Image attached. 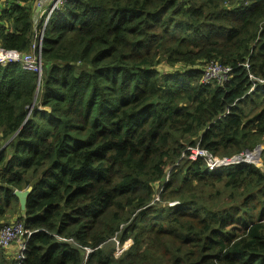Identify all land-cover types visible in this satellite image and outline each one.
Instances as JSON below:
<instances>
[{"label": "trees", "instance_id": "1", "mask_svg": "<svg viewBox=\"0 0 264 264\" xmlns=\"http://www.w3.org/2000/svg\"><path fill=\"white\" fill-rule=\"evenodd\" d=\"M37 1L5 0L1 50L36 54ZM209 62L229 81L202 84ZM41 67L0 66V228L31 232L19 264H264V148L216 171L184 156L264 144V0H68Z\"/></svg>", "mask_w": 264, "mask_h": 264}, {"label": "built area", "instance_id": "2", "mask_svg": "<svg viewBox=\"0 0 264 264\" xmlns=\"http://www.w3.org/2000/svg\"><path fill=\"white\" fill-rule=\"evenodd\" d=\"M68 0H38L35 7L39 10L44 6V11H42L41 17L45 14V18L43 21L42 29L40 30V34L36 43L32 46V50L36 52V54L29 53L22 55L15 51H5L0 49V66L5 67L6 65L17 63L21 65L25 70L36 73L38 76L42 74L41 67V48H42V38L43 31L47 26L50 16L57 10H59ZM242 66L246 69L249 68L248 63L242 64ZM232 73V69L229 66H223L217 62H209L202 70L201 74V83L204 85L209 84H218L222 85L229 81ZM251 80L258 82L259 84H263L264 80H260L254 78L253 76H249ZM184 156L187 157L189 161L195 162L201 160L205 163L206 167L210 171H216L222 167H227L230 165H236L244 162L242 159L243 154L241 156H233V157H224L222 159L216 158L212 156L206 150L201 148H191L187 147ZM249 157V156H248ZM250 158V157H249ZM178 205L177 203L170 204V207ZM31 236V232H29L23 225V223L19 220H15L13 222L3 224L0 228V248L6 249L8 248L11 242H15L13 245L18 247L17 254L15 255V262L19 264L21 260L24 259V252L26 250V243ZM131 244L127 242L121 249H117L115 253V257H118L124 250H126ZM92 253L91 250H85L84 258L82 264H87L88 257Z\"/></svg>", "mask_w": 264, "mask_h": 264}, {"label": "water", "instance_id": "3", "mask_svg": "<svg viewBox=\"0 0 264 264\" xmlns=\"http://www.w3.org/2000/svg\"><path fill=\"white\" fill-rule=\"evenodd\" d=\"M32 107H33V105L29 107V111H31ZM43 110L46 111V112H49L50 111L48 108H45ZM263 148H264V144H262L259 148H257L255 150L256 151L255 152L256 153L255 156H253V154H252V156L254 157V160L248 157L249 154L253 153L254 151L251 152V153L250 152H247L246 153L247 156L243 159L244 162H246V163H254V162L255 163H258L259 162V156H260V153H261V151H262ZM31 191H32V188L29 187L26 190H23V191H15L14 192V195L18 198L21 211H24L25 210L26 199H27L28 195L31 193Z\"/></svg>", "mask_w": 264, "mask_h": 264}, {"label": "crops", "instance_id": "4", "mask_svg": "<svg viewBox=\"0 0 264 264\" xmlns=\"http://www.w3.org/2000/svg\"><path fill=\"white\" fill-rule=\"evenodd\" d=\"M5 0H0V7H4L5 6ZM44 6L39 10L37 9V7L34 8V15H35V19L36 22H38V20L40 19L41 15H42V11H44ZM6 250V256L9 258V259H13L15 258V255L17 254V251H18V247L16 245H11L9 246L8 248L4 249Z\"/></svg>", "mask_w": 264, "mask_h": 264}, {"label": "rangeland", "instance_id": "5", "mask_svg": "<svg viewBox=\"0 0 264 264\" xmlns=\"http://www.w3.org/2000/svg\"><path fill=\"white\" fill-rule=\"evenodd\" d=\"M39 77H40V76H39ZM256 149H257V148H256ZM256 149H255V150H256ZM255 150H254L253 153L249 154V157H250L251 159H253V160H254V157L252 156V154H254V153L256 152ZM246 156H247V154H244L243 157H242V159H244ZM220 159H222V158H220ZM254 164H256V166H260L259 163H255V162H254ZM14 243H15V242H11L10 245H11V244L13 245Z\"/></svg>", "mask_w": 264, "mask_h": 264}, {"label": "bare ground", "instance_id": "6", "mask_svg": "<svg viewBox=\"0 0 264 264\" xmlns=\"http://www.w3.org/2000/svg\"><path fill=\"white\" fill-rule=\"evenodd\" d=\"M256 153L253 154V156H255Z\"/></svg>", "mask_w": 264, "mask_h": 264}]
</instances>
